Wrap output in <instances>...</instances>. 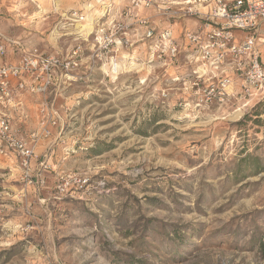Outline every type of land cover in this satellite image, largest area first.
<instances>
[{
  "label": "rangeland",
  "instance_id": "1",
  "mask_svg": "<svg viewBox=\"0 0 264 264\" xmlns=\"http://www.w3.org/2000/svg\"><path fill=\"white\" fill-rule=\"evenodd\" d=\"M106 1V26L122 25L125 1ZM101 14L97 0H0V43L70 63L47 94L59 122L36 150L42 187L0 169V264H264V103L178 108L138 44L111 73L90 35ZM24 96L29 135L40 100Z\"/></svg>",
  "mask_w": 264,
  "mask_h": 264
},
{
  "label": "built area",
  "instance_id": "2",
  "mask_svg": "<svg viewBox=\"0 0 264 264\" xmlns=\"http://www.w3.org/2000/svg\"><path fill=\"white\" fill-rule=\"evenodd\" d=\"M124 1L120 13L124 23L114 25L112 20L109 28L104 17L114 9L106 0H97L103 14L90 33L97 52L114 53L109 59L111 73L119 71L116 54L138 44L145 62L168 76L172 91L181 92L176 100L178 108L191 104L200 108L214 102L219 106L233 104L234 112H239L250 109L251 102L264 103V0ZM70 17L74 23L84 21V15L76 10ZM131 30L134 41L129 39ZM8 44L19 48L21 59L17 64H0V159L16 161L25 185L35 180L42 187L41 172L47 166L44 161L37 162L35 149L40 139L50 137L49 128L59 122L47 94L70 63L37 50H24L20 43ZM4 53L5 45L0 43V55ZM94 56L99 59L98 54ZM24 95L40 100L39 130L26 138L12 125L14 119L7 112ZM161 96L167 98L164 91ZM20 116L26 117L25 113Z\"/></svg>",
  "mask_w": 264,
  "mask_h": 264
},
{
  "label": "crops",
  "instance_id": "3",
  "mask_svg": "<svg viewBox=\"0 0 264 264\" xmlns=\"http://www.w3.org/2000/svg\"><path fill=\"white\" fill-rule=\"evenodd\" d=\"M88 25V24H87ZM10 42H13V41H10ZM24 47L26 49H28L25 45ZM5 55V57H3ZM4 55H0V64H10V63H15L17 64L20 59H21V54H20V50L17 46H14V45H5V53ZM1 58H4V61H2ZM27 97L25 96H20L19 98H17L14 102V105L10 106L8 109H7V112H9L10 114V117H12L14 120H12L11 122L13 123L12 125H14L15 127H20L22 128V133H23V136H25L26 138V126H25V123L27 122V114H26V110L25 109H28L29 108V105H28V101L26 99ZM19 104V106H18ZM29 111V110H28ZM21 113H25L26 117H21L20 114ZM25 130V132H24ZM39 143V142H38ZM38 148V144L36 146V149H35V153H36V150ZM38 156V154H37ZM10 161V165H6V166H0V169H3V167H7L9 168V173H13V175L17 174L19 175L20 172H19V168L17 167V164H16V161L11 159V158H7ZM3 161H6V160H3Z\"/></svg>",
  "mask_w": 264,
  "mask_h": 264
},
{
  "label": "bare ground",
  "instance_id": "4",
  "mask_svg": "<svg viewBox=\"0 0 264 264\" xmlns=\"http://www.w3.org/2000/svg\"><path fill=\"white\" fill-rule=\"evenodd\" d=\"M87 27H89V26H87Z\"/></svg>",
  "mask_w": 264,
  "mask_h": 264
}]
</instances>
